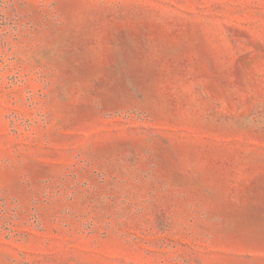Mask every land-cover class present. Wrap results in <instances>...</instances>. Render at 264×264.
<instances>
[{
    "label": "rangeland",
    "instance_id": "obj_1",
    "mask_svg": "<svg viewBox=\"0 0 264 264\" xmlns=\"http://www.w3.org/2000/svg\"><path fill=\"white\" fill-rule=\"evenodd\" d=\"M0 264H264V0H0Z\"/></svg>",
    "mask_w": 264,
    "mask_h": 264
}]
</instances>
